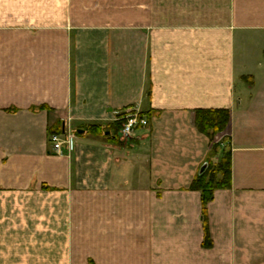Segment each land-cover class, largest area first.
I'll use <instances>...</instances> for the list:
<instances>
[{
    "label": "crops",
    "instance_id": "obj_1",
    "mask_svg": "<svg viewBox=\"0 0 264 264\" xmlns=\"http://www.w3.org/2000/svg\"><path fill=\"white\" fill-rule=\"evenodd\" d=\"M200 109L229 111L205 214ZM43 198L96 264H264V0H0V208Z\"/></svg>",
    "mask_w": 264,
    "mask_h": 264
},
{
    "label": "rangeland",
    "instance_id": "obj_2",
    "mask_svg": "<svg viewBox=\"0 0 264 264\" xmlns=\"http://www.w3.org/2000/svg\"><path fill=\"white\" fill-rule=\"evenodd\" d=\"M222 133L216 134L212 141L219 142L217 137ZM130 136L123 135L122 139L128 140ZM224 145L222 143V147ZM214 157L210 156L209 163L219 181L221 175L216 174V170L221 157L218 161ZM51 209L46 198L40 199L32 209L15 207L14 203L2 205L0 214L4 213L10 222L0 219V264H96L93 224L86 222L85 230L80 229L69 216L58 212V216L53 217Z\"/></svg>",
    "mask_w": 264,
    "mask_h": 264
},
{
    "label": "trees",
    "instance_id": "obj_3",
    "mask_svg": "<svg viewBox=\"0 0 264 264\" xmlns=\"http://www.w3.org/2000/svg\"><path fill=\"white\" fill-rule=\"evenodd\" d=\"M229 122V111L227 109H200L195 111V125L196 127L205 134L211 145V155H217L221 153V160L218 164L216 174L221 175V179L218 181L215 174L212 171L211 163H208L206 170L202 175L197 176L190 189L197 190L201 193V203L203 213L205 214V209L207 203L212 199L213 191L216 188H228L231 182V170H230V146L228 144V139L223 137L220 142H213V137L218 133H222ZM121 122H118L115 126V135L117 131L121 128ZM89 129L92 131L99 130L98 126H92ZM224 143V147H222ZM207 240V232L205 234ZM207 244V242L205 243Z\"/></svg>",
    "mask_w": 264,
    "mask_h": 264
},
{
    "label": "built area",
    "instance_id": "obj_4",
    "mask_svg": "<svg viewBox=\"0 0 264 264\" xmlns=\"http://www.w3.org/2000/svg\"><path fill=\"white\" fill-rule=\"evenodd\" d=\"M148 125V119L136 111L126 113L122 118V124L120 128L121 136H129L139 127H146ZM50 142L54 152L61 154L62 146L67 144L69 147L71 141L69 139H62L60 135L52 134L50 136Z\"/></svg>",
    "mask_w": 264,
    "mask_h": 264
},
{
    "label": "water",
    "instance_id": "obj_5",
    "mask_svg": "<svg viewBox=\"0 0 264 264\" xmlns=\"http://www.w3.org/2000/svg\"><path fill=\"white\" fill-rule=\"evenodd\" d=\"M81 132H82V130H78V133H81ZM207 166H208V162L206 161V162L201 166V168H200V170H199V173H198V176H200V175L203 174V172L206 170Z\"/></svg>",
    "mask_w": 264,
    "mask_h": 264
}]
</instances>
